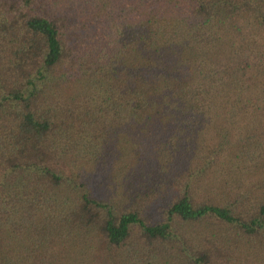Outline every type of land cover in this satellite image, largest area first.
<instances>
[{"label": "trees", "instance_id": "obj_1", "mask_svg": "<svg viewBox=\"0 0 264 264\" xmlns=\"http://www.w3.org/2000/svg\"><path fill=\"white\" fill-rule=\"evenodd\" d=\"M0 264H264V0H0Z\"/></svg>", "mask_w": 264, "mask_h": 264}]
</instances>
